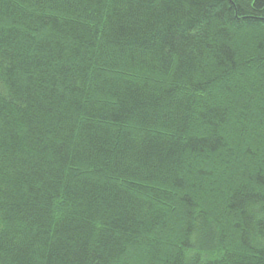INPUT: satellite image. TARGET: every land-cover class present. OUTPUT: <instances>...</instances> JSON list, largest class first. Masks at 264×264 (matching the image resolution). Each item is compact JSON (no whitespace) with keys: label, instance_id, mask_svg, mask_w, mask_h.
Returning a JSON list of instances; mask_svg holds the SVG:
<instances>
[{"label":"trees","instance_id":"trees-1","mask_svg":"<svg viewBox=\"0 0 264 264\" xmlns=\"http://www.w3.org/2000/svg\"><path fill=\"white\" fill-rule=\"evenodd\" d=\"M0 264H264V0H0Z\"/></svg>","mask_w":264,"mask_h":264}]
</instances>
